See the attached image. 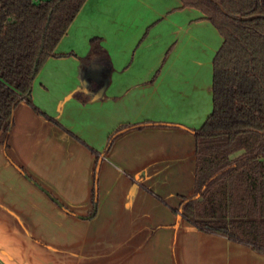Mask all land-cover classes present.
I'll list each match as a JSON object with an SVG mask.
<instances>
[{"label": "crops", "instance_id": "1", "mask_svg": "<svg viewBox=\"0 0 264 264\" xmlns=\"http://www.w3.org/2000/svg\"><path fill=\"white\" fill-rule=\"evenodd\" d=\"M95 38L108 61L91 58ZM223 42L181 0H87L34 82L51 119L22 102L0 144V262L264 264L180 208Z\"/></svg>", "mask_w": 264, "mask_h": 264}, {"label": "trees", "instance_id": "2", "mask_svg": "<svg viewBox=\"0 0 264 264\" xmlns=\"http://www.w3.org/2000/svg\"><path fill=\"white\" fill-rule=\"evenodd\" d=\"M181 1L202 12L224 42L213 63V112L193 132L196 195L183 197L180 208L200 230L264 252V0ZM86 2L0 0V144L5 148L22 102L51 119L32 104L34 82L57 56ZM105 55L100 39H93L91 58ZM96 189L95 184L94 200Z\"/></svg>", "mask_w": 264, "mask_h": 264}, {"label": "water", "instance_id": "3", "mask_svg": "<svg viewBox=\"0 0 264 264\" xmlns=\"http://www.w3.org/2000/svg\"><path fill=\"white\" fill-rule=\"evenodd\" d=\"M256 18H257V16H253V17H249V18H243V17H241L239 19L242 20V21H248V20H253V19H256Z\"/></svg>", "mask_w": 264, "mask_h": 264}, {"label": "rangeland", "instance_id": "4", "mask_svg": "<svg viewBox=\"0 0 264 264\" xmlns=\"http://www.w3.org/2000/svg\"><path fill=\"white\" fill-rule=\"evenodd\" d=\"M92 72H93V74H94V69L92 70ZM88 82H89V83H88V84H89V87H90V86H93V84L90 83V80H89Z\"/></svg>", "mask_w": 264, "mask_h": 264}]
</instances>
